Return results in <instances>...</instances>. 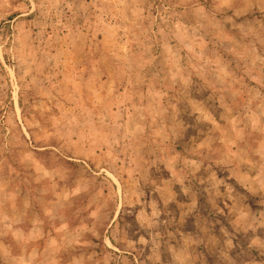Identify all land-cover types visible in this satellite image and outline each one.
Wrapping results in <instances>:
<instances>
[{
  "label": "rangeland",
  "instance_id": "1",
  "mask_svg": "<svg viewBox=\"0 0 264 264\" xmlns=\"http://www.w3.org/2000/svg\"><path fill=\"white\" fill-rule=\"evenodd\" d=\"M0 264H264V0H0Z\"/></svg>",
  "mask_w": 264,
  "mask_h": 264
}]
</instances>
